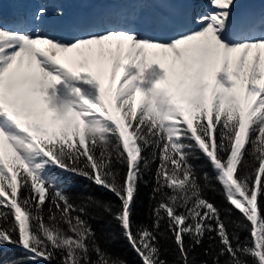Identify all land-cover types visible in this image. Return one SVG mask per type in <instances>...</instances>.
Returning <instances> with one entry per match:
<instances>
[{"label":"snow or ice","instance_id":"obj_1","mask_svg":"<svg viewBox=\"0 0 264 264\" xmlns=\"http://www.w3.org/2000/svg\"><path fill=\"white\" fill-rule=\"evenodd\" d=\"M12 2L0 264H264V0Z\"/></svg>","mask_w":264,"mask_h":264},{"label":"trees","instance_id":"obj_2","mask_svg":"<svg viewBox=\"0 0 264 264\" xmlns=\"http://www.w3.org/2000/svg\"><path fill=\"white\" fill-rule=\"evenodd\" d=\"M199 162L200 163H206V161L203 158ZM208 170L211 171L210 166H209ZM82 183H86V182H82ZM90 190L95 191L97 195H101L100 190L96 189L95 186H93L92 189H90ZM149 191H150V189H146V188L141 189L140 201L138 202V205H137V213H138V215L136 216L137 223H148V224L151 223V221L147 219V217L149 215V200H148V192ZM214 199L216 200L217 203H223V198L220 196H215ZM225 206H228V205H225ZM239 215L240 214L237 212L236 216L239 217ZM116 230L119 231L118 227ZM246 235H247V233H242L241 238H243ZM118 246H119V250L121 252L127 253V258L130 261V264H141V261L138 258V256L136 255V253L134 251H132L127 246V244L124 240L121 239L118 242ZM172 247H174V245ZM11 258H15V257L12 256ZM168 259L169 260L173 259V255H169ZM200 259H206V257L201 255Z\"/></svg>","mask_w":264,"mask_h":264},{"label":"bare ground","instance_id":"obj_3","mask_svg":"<svg viewBox=\"0 0 264 264\" xmlns=\"http://www.w3.org/2000/svg\"><path fill=\"white\" fill-rule=\"evenodd\" d=\"M258 2V0H257ZM11 3L13 4L14 8L11 7ZM65 8L69 11L70 8L74 7L75 9L70 12L78 13L90 10L95 5L85 4L82 0H64ZM17 3H13L12 0H4L2 5V14L3 16H7L10 20L14 18V15L21 9L28 7L26 4H20L19 8L17 7ZM31 7V6H29ZM18 8V9H17ZM196 8L198 11H207L209 8L208 0H196ZM17 9V10H16Z\"/></svg>","mask_w":264,"mask_h":264},{"label":"rangeland","instance_id":"obj_4","mask_svg":"<svg viewBox=\"0 0 264 264\" xmlns=\"http://www.w3.org/2000/svg\"><path fill=\"white\" fill-rule=\"evenodd\" d=\"M19 6H20V4H19V5H17V7H18V8H19ZM27 6L29 7V6H34V5H27ZM11 7H13V8H14V6H13V4H12V3H11ZM18 8H17V9H18ZM17 9H16V10H17Z\"/></svg>","mask_w":264,"mask_h":264}]
</instances>
